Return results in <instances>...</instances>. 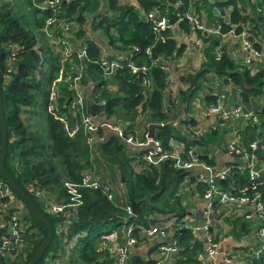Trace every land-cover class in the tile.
I'll return each mask as SVG.
<instances>
[{
    "label": "trees",
    "instance_id": "trees-1",
    "mask_svg": "<svg viewBox=\"0 0 264 264\" xmlns=\"http://www.w3.org/2000/svg\"><path fill=\"white\" fill-rule=\"evenodd\" d=\"M178 1L180 6H176ZM208 1L106 0L102 3L99 0H67L61 4L58 16L72 19L78 24L75 40L86 47L88 62L83 84L90 82L92 85L91 99L86 102L89 113L94 103L98 114L104 112L108 118L129 122L130 125L137 117L148 114L150 121L159 125L154 138L165 147L170 141L181 142L186 150L195 148L200 161L214 166L216 161L215 154H212L213 147L218 146L220 150L224 148L226 154L227 140L221 138L219 141L224 131H207L200 136L195 135L194 131L181 134L178 127L171 124L175 118L169 114L182 105L187 113L192 99L207 81L206 78H223L234 89L240 88L241 101L247 108L258 112L261 125L254 127L249 124L245 127L241 131L242 141L247 147L251 141L258 140L264 147V96L261 91L264 85V66L251 75L250 71L230 58L225 48L220 49V37L195 31L194 36L204 47L205 59H202L197 70H188L177 78L187 88L185 91L180 90L179 100L172 102L169 99L171 97L166 96L171 71H163L162 63L171 62V70L173 59L183 56L186 45L177 42L170 32L154 34L152 25L144 18L148 12L157 11L171 23L179 21L180 30L191 34V26L184 18L185 15L193 11L199 18L206 16L209 20L207 8L212 7L220 14L226 11L229 13L226 24L222 17L218 18L220 34L228 33L233 25L243 23L256 48L264 43V0ZM39 2L0 0V88L7 133L4 163L12 179L45 215L53 229L52 241L37 264H114L109 251L112 244L105 239L113 231L116 232L115 241L122 243L123 234L128 229L132 237L138 238L141 228L168 224L171 236L167 243L174 242L177 249L169 264H204L198 257L204 252V241L198 240L185 228L190 219L187 203L190 195L184 192L183 187L187 184L199 193L205 188L196 182L195 175L176 170L171 161H165L157 168L150 167L140 160V153L130 152L115 138L89 148L81 131L70 135V128L76 118H72L63 108L69 95L65 87L61 88L63 93L58 100V107L66 117L58 118L48 110L50 89L63 75L67 64L62 63L59 52L49 44L42 32L44 21L51 12L38 9ZM240 31L238 28L235 32ZM98 35L105 43L100 41ZM160 37L162 43L157 50L158 59L153 63L146 50L152 48ZM103 44L111 52L137 48L138 51L131 55L136 65L151 67V87L143 88L140 80L131 75L127 68L105 79L101 69L94 64L103 57ZM218 51L221 52L219 60L216 59ZM11 54L15 58L9 80H6V62ZM167 100L171 103L166 105ZM185 124L191 128L196 122L190 119ZM97 135L101 139L105 134L103 130H98ZM257 155L259 163L264 167V150H259ZM94 157L116 168L118 177L123 176L120 195L117 193L114 200L110 201L100 190L84 189L77 215L71 219L66 232L57 235L56 226L64 217L49 215L36 194L40 192L57 203L67 201L64 182H78L86 168L94 170L90 168ZM0 181L6 183L1 174ZM118 183H122L121 179ZM216 184L230 194H259L264 199V170L255 180H249L245 171L233 169L230 177ZM11 193L18 205L28 211V217L22 208L18 211L26 230L20 244L1 250L0 264H27L47 233L18 195L12 190ZM128 197L140 203L135 216L126 211L129 206ZM216 209L219 212L212 226V237L217 244L220 243V228H223L222 236L236 240L245 239L254 230L253 224L238 216L235 211L225 212L219 207ZM3 232L2 228L0 236ZM51 248L54 253L49 261L46 254ZM156 258L145 259L139 254H130L126 264H156ZM245 264H264V253L258 258H247Z\"/></svg>",
    "mask_w": 264,
    "mask_h": 264
},
{
    "label": "built area",
    "instance_id": "built-area-1",
    "mask_svg": "<svg viewBox=\"0 0 264 264\" xmlns=\"http://www.w3.org/2000/svg\"><path fill=\"white\" fill-rule=\"evenodd\" d=\"M66 1L40 0L37 4V8L41 11L51 12L44 21L42 32L49 44L56 52H59L62 63L67 64L66 70L65 68L63 70V75L54 82L50 89L48 110L55 113L58 118L66 117L63 112L59 111L58 107V100L63 93L61 88L65 87L69 95L63 108L72 118H76L70 128V135L81 131L86 137L85 143L89 148L92 149L97 141L104 139H100L97 135L98 130H103L113 134L131 152L140 153V160L150 167L157 168L163 162L171 161L176 170L195 175L196 182L205 186L203 192L199 193L196 188L187 184L184 185L183 190L190 195L191 201H203L204 216L198 223H193L190 217L185 224V228L189 229L198 240L204 241V252L198 256L204 264H232L234 260L233 252L220 251L219 244L213 241L212 226L219 212L216 207L224 209L225 212L235 211L238 216L253 224L254 230L245 238L248 243L245 246L244 254L247 258H258L264 253V199H261L259 194L252 196L243 193L238 195L230 194L221 190L216 184L217 181H223L230 177L233 169L245 171L249 180H255L261 171L264 170L263 164L259 163L257 155L259 150H264L261 141H251L246 147L241 136V131L249 124L254 127L261 125L257 117V110L247 108L241 101L240 95H232L235 97L234 103L225 106L228 97L224 91L217 90L214 94L211 93L213 101L202 109L205 116L215 118L212 128L208 131L228 130L226 155H228L230 160L220 167L211 166L200 161L197 150L193 147L186 150L181 142L170 141L169 145L165 147L161 141L149 138L148 135H144L142 138L138 137L133 130V123H131V126L129 122H123L113 117L108 118L104 112L98 114L96 111L95 116L92 117L86 110V102L88 101L86 92L90 90L92 85L90 82L83 84L88 62L86 47L80 45V43L78 44L75 40V34L78 31L76 22L72 19L68 20L58 16L61 4ZM176 6H180L179 1ZM204 17L199 18L193 11L185 15L184 18L191 26V34H185L180 30L179 21L171 23L167 17L161 16L157 11L148 12L144 18L152 25L154 34L170 32L173 37H178L181 43L187 42L190 44V46L186 47L183 56L189 52H195L200 57V50H202L203 46L200 40L194 36L195 31H199L202 34L220 37L221 45H224V39L236 40L235 52L232 49H227L226 52L236 63L250 71L251 75L264 66V43L260 44L259 48H256L250 40L247 28L243 23H239L238 26L233 25L228 33L220 34L221 24L209 27L205 24ZM227 22L228 19L225 24ZM238 28L241 31L236 33L235 31ZM102 49V59L94 64L101 69L105 79H110L118 70L127 68L131 75L136 76V79L140 80L143 88L149 89L151 87V81L153 80V77L149 74L151 67L136 65L133 55H131V53L138 51L137 48H128L123 52H111L104 48ZM150 49L146 50L149 58ZM219 53L221 52L218 51L217 60L220 58ZM111 56L112 58H108ZM14 58L15 55L11 54L10 59L6 62V73L4 76L6 80H9V74L12 72ZM180 58H175L172 62L175 64V61ZM156 61L152 62L155 63ZM170 63H162V70L166 73L171 71ZM168 83L167 93L173 89L170 78ZM228 89L231 93L230 87ZM261 91L264 96V85ZM91 96L90 90L89 99H91ZM97 97L98 94L95 95V98ZM138 110H141L140 107H138ZM202 133L194 132L195 135L199 136ZM84 189L100 190L110 201L115 198L116 191L114 193L113 187L98 180L89 171H84L78 182H64L67 201L57 203L37 192L36 196L42 202L45 211L49 215L64 217L56 226L57 235L65 233L71 224V219L77 215V209L82 204V191ZM20 208L8 184L0 181V230L4 229L0 236V252L4 248L9 249L10 246L13 248L22 241L21 236L25 232L26 227L18 212L21 211ZM11 209L15 211L9 212ZM126 211L131 215L130 205L126 208ZM169 227L170 224L164 226L150 225L147 228H141L138 238L132 237L130 235L131 230L128 229L123 234V242L117 243L115 241L109 248L114 264H126L130 250L138 247L141 244L140 241H161L162 244L158 246L160 258L156 260V264H163L162 258L166 259L169 255L177 252L174 242L167 243L171 236ZM108 238V236L105 237L106 240ZM218 257L220 259L219 263H215L214 261Z\"/></svg>",
    "mask_w": 264,
    "mask_h": 264
},
{
    "label": "crops",
    "instance_id": "crops-1",
    "mask_svg": "<svg viewBox=\"0 0 264 264\" xmlns=\"http://www.w3.org/2000/svg\"><path fill=\"white\" fill-rule=\"evenodd\" d=\"M102 3H105L106 0H101ZM209 3H212V0L208 1ZM219 17L223 18V22L225 23L229 17V13L228 11H226L224 14L221 13ZM204 21H208L207 17H204ZM212 23V22H210ZM212 25H216L213 24ZM210 27V26H209ZM212 27V26H211ZM89 28V27H88ZM99 37V35H98ZM100 41H102L103 43H105V40L102 37H99ZM177 40L179 42V39L177 37ZM225 40V45L228 47L227 49L229 50H233L235 52V45H236V40H230V39H224ZM103 48L106 50L107 48L105 47V45L103 44ZM204 52V47L202 48V50H200V57L199 59L202 60L204 58L203 55ZM197 53L195 52H189L188 54L185 55V59L183 60V58L181 57L178 61H175V64L173 66V68H171V74H170V80L172 81V91L169 93H166L167 98H169L170 101L174 102V100H179V91H185L187 86L182 85V83L179 82V80L177 78H179L180 75H183L186 73V71H191L192 69H198L201 65V63H197L195 62V57H196ZM205 59V58H204ZM203 59V60H204ZM182 65V68H179V66ZM206 82H204V84L202 85L201 90L197 93V95L199 93H202L203 91V97H197V95L192 99V101L194 100L195 102V113L194 114L192 112V107L190 106V110L186 113L185 112V106L182 105L181 107H177L174 108L171 112H170V117L171 118H175V121L171 122L174 126L178 127L179 131L181 134H186L187 132L190 131H194V132H207L209 129L212 128L213 124H214V119L213 117H207L205 116L204 112L202 111V109L208 104L207 101L210 99V102L213 101L212 98V94H214L217 90H221L224 91L225 94H227V101L225 102V106L228 105H232L234 103V96H232V94L235 93L236 89H233L234 92L232 91L231 93L229 92V87H231V83L229 82H225L223 78H219L217 77V79H215V77H208L206 78ZM89 93L90 90H88V92H86L87 95V100H89ZM212 93V94H211ZM169 100H167L166 105L171 103ZM191 101V102H192ZM209 102V103H210ZM94 104V103H92ZM194 120L196 122L195 126H191V128H188L189 126H187L185 124L186 120ZM150 117L148 114H144L143 116H141L139 119L138 117L133 121V130L135 131V134L138 137H143L144 135H148V126L150 124H152V122L150 121ZM196 130V131H195ZM202 131V132H201ZM104 132V136L103 138H105V136L109 133H107L106 131ZM223 132V131H221ZM155 133V131H154ZM111 134V133H110ZM203 134V133H202ZM154 138V137H153ZM221 138L227 140L228 139V130L225 129L222 137L219 138V141H221ZM130 150V149H129ZM224 148H222V150H220V148L218 146H214L213 147V151L212 154H215V161L216 163H214L217 167L223 166L225 163L229 162V157L228 155H226L224 153ZM131 152V150H130ZM110 173V178L113 179V174L111 173V171H109ZM115 189V188H114ZM116 190V189H115ZM120 195V192L116 190V194ZM188 203V216L191 217V219L193 220V223H198L203 219L204 216V207H203V201H191L190 198H188L187 200ZM22 207V206H21ZM23 209V207H22ZM221 227V226H220ZM125 228L122 229V232H124ZM218 233L220 234V243H219V250L220 251H228V252H233L234 253V260L232 262V264H245L247 257L245 256V246L247 245L248 241L246 239H241V240H236L233 239L229 236H222V232H223V228L218 229ZM116 236V232L113 231L110 236H108L109 238L107 239L109 244H112L113 242H115L114 238ZM160 244H162L161 241H151V242H142L141 244L138 245V247L136 248H132L130 250V254H139L140 256L144 257L145 259L147 258H154L157 257L156 259L160 258L159 253H158V248L157 246H159ZM173 255H169L166 259L162 258L163 260V264H169L172 261ZM219 257L215 259V263H219Z\"/></svg>",
    "mask_w": 264,
    "mask_h": 264
},
{
    "label": "water",
    "instance_id": "water-1",
    "mask_svg": "<svg viewBox=\"0 0 264 264\" xmlns=\"http://www.w3.org/2000/svg\"><path fill=\"white\" fill-rule=\"evenodd\" d=\"M205 24L207 26H210V27L212 26V23H210L208 21H205ZM173 38L178 42L176 37H173ZM161 43H162V38H158L156 40L155 44L153 45V47L150 49V59L152 61H156L158 59L157 58V50H158L159 46L161 45ZM95 112H96V107L93 104V105H91V110H90V114L92 117L95 116ZM262 112H264V108H262ZM158 127H159V125L154 124V123H152L148 126V133L147 134H148L149 138L154 137V131ZM111 138L116 139V137L113 134L109 133L105 136V138L103 140L97 141L95 143V146H99L100 144H104V143L108 142V140H110ZM6 148H7L6 119H5V115H4V109H3L2 92H1V88H0V174H1V177L5 180L6 184H8V186L10 187V189L18 195V197L21 199V201L27 206V208L31 212V214L46 229L47 234H46L45 239L43 240V242L38 247V249H37L36 253L34 254V256L32 257V259L27 263V264H37L40 261V259L43 257L45 251L47 250V248L49 247V245L52 241L53 229L50 226L48 219L45 217V215L35 207L34 203L30 199V197L12 179V177L10 176L8 171L6 170L5 163H4V160L6 157ZM120 179H121L122 184H123L124 183L123 176H120ZM128 201H129V205L131 207V215L135 216L137 214L140 203H135L129 197H128Z\"/></svg>",
    "mask_w": 264,
    "mask_h": 264
},
{
    "label": "rangeland",
    "instance_id": "rangeland-1",
    "mask_svg": "<svg viewBox=\"0 0 264 264\" xmlns=\"http://www.w3.org/2000/svg\"><path fill=\"white\" fill-rule=\"evenodd\" d=\"M207 14L209 15L208 16L209 17V20L213 24L220 23V20L218 19L219 16H220V13L216 9H214L212 7H208L207 8ZM139 15L141 16L140 13H139ZM77 26H78V24H77ZM179 43H181L180 40H179ZM183 44H185L186 47L190 46V44H188L187 42L186 43L183 42ZM222 48H225V50H227V46L225 44L224 45L223 44L221 45V49ZM182 58L184 60L186 57L185 56H182ZM195 62H196V64L197 63H202L203 60H200L199 57H198V55H196ZM179 68H182V65L179 66ZM233 89L234 88L231 86L230 87V90L234 92ZM202 93H203V91H202ZM202 93H199L197 95V97H203V94ZM234 94L236 96L237 95H240L241 94L240 88L236 89ZM194 100L191 102L190 106L192 107V109H191L192 112L194 114H196L195 113V106H194L195 105V102H194ZM90 166H91L90 168H94V170H92V169L89 170L88 168H86L87 170H85V171L92 172L93 175H94V177H96L98 180L102 181L103 183H106V184L111 185L113 187V189L115 188L117 191L121 192L120 186H121L122 183H118V180H120V177H118V173L116 172V168L111 167L107 163H104L102 160H100L97 157H94V159L92 160V164ZM109 171H111V173L113 174V180L114 181L112 180V178H110V176H109L110 175L109 174L110 172ZM115 189H114V193L116 191ZM23 213L26 214V217H28V211L26 209H23ZM53 253L54 252H53V249L52 248L48 250L46 256H48L49 261H50V257L52 256Z\"/></svg>",
    "mask_w": 264,
    "mask_h": 264
}]
</instances>
